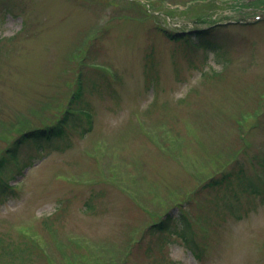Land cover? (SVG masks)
I'll return each instance as SVG.
<instances>
[{
    "label": "rangeland",
    "instance_id": "374dc122",
    "mask_svg": "<svg viewBox=\"0 0 264 264\" xmlns=\"http://www.w3.org/2000/svg\"><path fill=\"white\" fill-rule=\"evenodd\" d=\"M263 7L0 0V157L63 114L78 75L75 115L90 123L16 145L0 264H264V201L205 185L264 165ZM204 23L207 48L161 31ZM168 214L188 220L194 252L173 228L151 229Z\"/></svg>",
    "mask_w": 264,
    "mask_h": 264
},
{
    "label": "trees",
    "instance_id": "16d2710c",
    "mask_svg": "<svg viewBox=\"0 0 264 264\" xmlns=\"http://www.w3.org/2000/svg\"><path fill=\"white\" fill-rule=\"evenodd\" d=\"M156 26L157 28L160 27L159 25ZM213 30L214 29L212 27L199 30L198 32H196L198 34L197 40H207L209 36L210 38L214 37ZM161 31L164 33L165 37H168L170 39H184L186 41L188 40V42L192 40L195 45H202L199 42L197 44L195 39H191L194 32H186L183 30H169L165 29L164 27L161 28ZM77 82L78 85H75L76 91L74 93H71L70 100L67 102L63 114L59 116L55 122L46 125L34 126L25 130L6 149L5 155L3 157H0L1 196L7 195L8 189L10 187L8 184V178L2 176V173L5 172V170L7 169L9 162L12 161L17 168L21 167V164H19L15 159V148L21 140H23L25 137H32L33 139H38L41 137L48 138L53 136L61 137L63 136V134L66 133L67 127L69 125L72 127L77 126V128L80 129L81 134H83V132H85L86 130H89V120H86L85 123H78L79 118L75 115V112L85 111L84 107H79V105H76V103H74L77 99L75 98L76 96H78L79 94L84 95L86 92V90H84L85 86H83V81L79 75L76 78V83ZM85 124H87L88 126ZM36 149L38 151L40 150L39 147H36ZM231 177H234L233 181H230ZM219 179L220 180L214 181L213 183L212 180H210L209 184L205 185L208 187H212L213 185L218 184L220 188H222V194L227 201H230L232 198L236 197L237 193L234 188V182L241 191L248 194L256 195L264 201V165L261 167V170L255 174H249L245 170L239 169L235 172L232 171L229 173H224ZM170 215L171 214H168L163 220L153 224L151 226V229L157 231L163 229L165 226L173 228L171 229L172 232H175L177 235H179L182 238L184 245L193 250L195 248V243L192 237V231L188 220L184 217V215H181L177 219L179 222H170L168 221Z\"/></svg>",
    "mask_w": 264,
    "mask_h": 264
}]
</instances>
